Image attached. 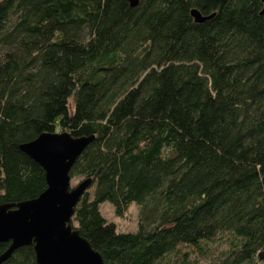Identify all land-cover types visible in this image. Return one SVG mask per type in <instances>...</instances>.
I'll list each match as a JSON object with an SVG mask.
<instances>
[{
  "label": "trees",
  "instance_id": "16d2710c",
  "mask_svg": "<svg viewBox=\"0 0 264 264\" xmlns=\"http://www.w3.org/2000/svg\"><path fill=\"white\" fill-rule=\"evenodd\" d=\"M137 1L0 0V205L47 188L21 145L92 137L71 225L105 263L264 264V2ZM106 202L137 205V230ZM3 264H38L34 246Z\"/></svg>",
  "mask_w": 264,
  "mask_h": 264
},
{
  "label": "water",
  "instance_id": "95a60500",
  "mask_svg": "<svg viewBox=\"0 0 264 264\" xmlns=\"http://www.w3.org/2000/svg\"><path fill=\"white\" fill-rule=\"evenodd\" d=\"M129 1L132 6L138 2ZM191 14L197 23L210 18L197 10ZM91 141L92 137L44 133L20 146L44 169L47 188L35 199L0 205V243L10 242L0 256V264L17 249L29 245L34 246L38 264H107L71 225L75 207L91 181L84 180L71 187L69 172Z\"/></svg>",
  "mask_w": 264,
  "mask_h": 264
},
{
  "label": "rangeland",
  "instance_id": "374dc122",
  "mask_svg": "<svg viewBox=\"0 0 264 264\" xmlns=\"http://www.w3.org/2000/svg\"><path fill=\"white\" fill-rule=\"evenodd\" d=\"M79 183L77 179H71L70 186L74 187ZM102 215L109 221H112L116 224L119 230L121 231H135L138 227L139 221V207L137 205H132L127 213L122 217H117L114 212V208L108 202L102 204L101 206ZM73 217V216H72ZM72 219V218H71ZM234 238L228 235H223L218 241H216L215 248L217 256L218 254L225 253L234 242ZM190 249L182 248V251H189ZM192 255V258H195L198 264H203L207 261H202L199 256L194 257L196 254L193 251H189Z\"/></svg>",
  "mask_w": 264,
  "mask_h": 264
}]
</instances>
